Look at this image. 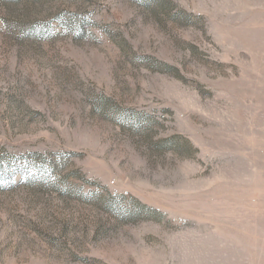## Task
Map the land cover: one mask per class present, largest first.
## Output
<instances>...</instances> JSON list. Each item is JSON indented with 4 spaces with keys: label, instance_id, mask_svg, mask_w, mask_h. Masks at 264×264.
Returning <instances> with one entry per match:
<instances>
[{
    "label": "rangeland",
    "instance_id": "obj_1",
    "mask_svg": "<svg viewBox=\"0 0 264 264\" xmlns=\"http://www.w3.org/2000/svg\"><path fill=\"white\" fill-rule=\"evenodd\" d=\"M0 264H264V0H0Z\"/></svg>",
    "mask_w": 264,
    "mask_h": 264
}]
</instances>
